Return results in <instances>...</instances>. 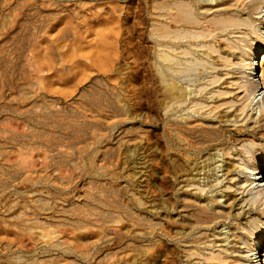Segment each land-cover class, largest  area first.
Returning a JSON list of instances; mask_svg holds the SVG:
<instances>
[{
  "label": "rangeland",
  "instance_id": "1",
  "mask_svg": "<svg viewBox=\"0 0 264 264\" xmlns=\"http://www.w3.org/2000/svg\"><path fill=\"white\" fill-rule=\"evenodd\" d=\"M263 28L264 0H0V264H264Z\"/></svg>",
  "mask_w": 264,
  "mask_h": 264
},
{
  "label": "bare ground",
  "instance_id": "2",
  "mask_svg": "<svg viewBox=\"0 0 264 264\" xmlns=\"http://www.w3.org/2000/svg\"><path fill=\"white\" fill-rule=\"evenodd\" d=\"M248 6V5H247ZM242 10V9H241ZM229 22V21H228ZM231 22V21H230ZM233 25H237L236 23H234V24H231V25H229V26H233ZM264 29V28H263ZM263 32H261V35L263 36ZM259 35H260V33H259ZM258 51H260V49H257V52ZM186 54V53H185ZM188 58V57H187ZM194 58V57H193ZM190 59V58H189ZM173 61H175V60H173ZM189 62H190V60H188ZM193 61H195V60H193ZM196 62V61H195ZM178 63V62H177ZM198 65V64H197ZM202 65V64H201ZM254 65H255V63H254ZM194 66H196V64H194ZM175 67V66H174ZM188 67V66H187ZM191 67H192V65H191ZM190 67V68H191ZM197 67V66H196ZM212 67V66H211ZM193 68V67H192ZM206 68V67H205ZM183 69V68H182ZM185 70L186 69H188V68H184ZM181 70V69H180ZM216 70V69H215ZM251 70L253 71V70H255V69H253V68H251ZM256 74V73H255ZM249 76L250 75H253V73H251V74H248ZM253 82H256V81H253ZM201 88V87H200ZM200 88H199V90H200ZM263 89V88H262ZM204 91V90H203ZM220 91V90H219ZM197 92V91H196ZM201 92V91H200ZM263 92H259V94L257 93V95H261ZM197 94V93H196ZM219 95V94H218ZM257 98V97H256ZM255 99V98H254ZM253 103V102H252ZM198 103H196V105H197ZM242 104V103H241ZM193 105V104H192ZM200 105H202L201 103H200ZM224 106V105H223ZM231 107V106H230ZM229 116V115H228ZM242 119V118H241ZM234 123V122H233ZM255 174H257V173H254L253 175H255ZM260 179H262V177H254L253 179H251V181H250V183H251V190L253 189V190H256V192H261V191H264V184L262 183L261 184V182H260ZM199 188V187H198ZM253 193V192H252ZM248 197V196H247ZM241 200H243V204L244 203H246L247 201H245L244 200V198L243 199H241ZM252 200H255L254 198H252ZM248 204V203H247ZM242 205V204H241ZM243 206V205H242ZM245 206V205H244ZM241 207V206H240ZM231 209V208H230ZM263 232H264V230H263ZM53 233V232H52ZM51 233V234H52ZM35 235V234H34ZM219 237V236H218ZM40 238H42V237H40ZM45 238V237H44ZM224 240L222 241L224 244H225V246L227 245V241H228V238H226V237H224L223 238ZM220 241V240H219ZM260 241L261 240H256L255 242H254V244L256 245V247H259L260 246ZM217 242H218V239H217ZM221 242V241H220ZM221 242V243H222ZM253 245V244H252ZM255 245H253V247H251V250H250V252L252 253L251 255L254 257V258H256V255H259V253H260V251H261V249L259 248V250L257 251V248L255 247ZM220 250H218V251H216V253H214V254H212L211 255V257L209 258V259H211V261L212 260H215V261H217V262H224L225 260H227L226 258V249L224 250L223 249V246L224 245H216ZM255 247V248H254ZM223 250V251H222ZM257 251V252H256ZM260 256V255H259ZM258 256V257H259ZM252 262V261H251Z\"/></svg>",
  "mask_w": 264,
  "mask_h": 264
},
{
  "label": "crops",
  "instance_id": "3",
  "mask_svg": "<svg viewBox=\"0 0 264 264\" xmlns=\"http://www.w3.org/2000/svg\"><path fill=\"white\" fill-rule=\"evenodd\" d=\"M64 27H65V31H67V30H71V27L69 26V25H64Z\"/></svg>",
  "mask_w": 264,
  "mask_h": 264
}]
</instances>
